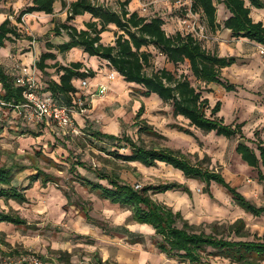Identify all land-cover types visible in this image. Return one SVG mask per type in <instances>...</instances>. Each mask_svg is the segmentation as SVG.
<instances>
[{"label": "rangeland", "instance_id": "rangeland-1", "mask_svg": "<svg viewBox=\"0 0 264 264\" xmlns=\"http://www.w3.org/2000/svg\"><path fill=\"white\" fill-rule=\"evenodd\" d=\"M30 1L25 0L22 6H27ZM72 1L74 0H65L66 3ZM94 1L119 11L120 5L126 0ZM10 2L1 0V6ZM191 3L192 0H130L126 8L148 19L160 17L168 35L176 31L192 34L207 50L215 51L219 56L240 54L247 57L244 58L246 61L243 64L222 71V79L235 85V91L228 93L211 84L209 88L213 92L205 93L204 97L209 99L211 107L217 101L221 102L218 116L223 117L226 124H234L235 118H243L249 124L252 121L251 115L264 106V87L260 82L262 80L258 79L257 69L251 67L253 58L246 51L249 48L243 45L240 38H233L227 30L210 33L201 14L192 12ZM216 8L217 21L222 23L227 13L221 5H216ZM8 13L12 14V22L19 31L34 41L18 40L12 44L7 43L5 48L0 49V65L18 75V71L24 67L20 66V63H26L40 87H45L52 79L57 80L54 69H46V73H41L34 65L39 55L46 51V41L58 43L64 40L48 35L55 24L65 21L66 10L61 3H55L52 15H26L22 24L15 21L18 12L13 14L8 10ZM89 20L88 15L77 17L73 25L84 28V23ZM108 29L102 34V42L105 45L114 41L113 32L116 29L114 26H108ZM151 51L155 69L167 68L178 74L184 73L196 86L187 64L176 69L168 64L163 56ZM81 53V50L74 49L65 55H57V61L62 65L81 62L85 69L96 72L97 76L93 81H99L100 76L107 79L113 72L104 61H88ZM46 63L52 65L54 61ZM76 81V87H79L80 80ZM107 82V85L104 83L107 91L103 96L94 94L91 97L92 93L86 96L88 92L86 93L85 89L79 90L76 100H82L83 111L80 112L77 108L71 114H78L76 117H79L77 119L85 125L84 127L117 136L124 134L148 148L178 151L192 164L204 170L220 172L231 185L245 174V168L239 167L241 162L234 150L237 138L226 139L214 133L190 128L182 117L172 115L169 105L162 103L155 96L143 97L139 90L141 88L128 86L123 81L122 85L119 82L112 83L108 79ZM141 104L144 113L137 119L136 113ZM143 120L159 136L139 134L135 123L141 124L140 121ZM74 123L79 129L78 135H70L51 124L45 127L29 109H11L0 104V167H24L23 172H17V167L15 170L16 184L21 187H28L27 177L33 173L35 166L57 179L56 184L44 185L39 180L32 183L25 191L27 201L23 204L0 200V212L17 214L25 219L28 225L23 227L0 224V264H7L8 260L12 259L15 262L20 257L29 255L39 258L43 264H185L176 258L169 259L161 254L154 246L153 231L140 229V224L132 221L128 208L111 205L74 180L68 171V158L71 161L79 159L92 170L103 168L107 172L114 171L131 185L144 187L177 182L187 186L191 195L168 192L156 194L153 198L171 207L173 211H179L183 219L197 231L209 234L212 227L217 226L219 231L225 232L226 237L227 227L242 219L249 233L245 239L252 240L254 236L264 235V215L253 217L245 213L234 204L222 187L211 183L206 188L204 183L186 179L180 172L163 163L146 168L139 163H125L114 159L99 151L100 147L109 150L108 145L90 142L89 136L82 132L84 127L81 128L75 120ZM178 127L182 130L179 131ZM185 130L190 134L184 133ZM119 154L129 153L128 150H120ZM78 172L92 181H98L92 172L81 168H78ZM246 177L245 184L252 186L253 175L247 173ZM238 188L242 193L243 188ZM255 192L251 190L249 195L252 198H248L249 201L263 206L264 194L261 196ZM128 231H133L135 236L130 235ZM138 236H143L141 243L131 244V240ZM231 239H234L233 235ZM210 261L225 264L218 258H211Z\"/></svg>", "mask_w": 264, "mask_h": 264}, {"label": "trees", "instance_id": "trees-1", "mask_svg": "<svg viewBox=\"0 0 264 264\" xmlns=\"http://www.w3.org/2000/svg\"><path fill=\"white\" fill-rule=\"evenodd\" d=\"M56 2H60L66 10V18L64 22L55 24L48 35L64 40L58 43L46 41V51L39 55L34 68L41 73H46V69H54L57 80L48 81L45 87H40L36 80L38 92L62 106L74 109L79 93L74 81L93 79L96 72L85 69L79 61L62 65L57 61V55H65L73 49H79L88 57H96L106 62L124 82L141 88L139 90L143 97L157 96L162 103L171 107L174 117L186 120L188 127L204 133H214L226 139L237 138L235 152L244 163L257 172V180L264 194V174L260 170V165L264 166V142L257 137L255 141L247 139L242 132L243 124H226L223 117L218 116L221 102L217 101L211 107L209 99L204 97L205 93L213 92L209 88L211 84L221 87L228 93L236 90L235 85L222 79V71L236 64L235 57L219 56L217 52L207 50L192 34L176 31L168 35L163 28L164 21L160 17L148 19L136 11H129L126 6L130 0L123 2L119 11L94 0H74L70 3H66L65 0H31L27 6L19 9L15 21L22 24L23 17L33 13L52 15ZM216 5H221L227 13L222 23L217 21ZM191 8L192 12L201 14L210 33L227 30L233 38L247 39L264 46V26L261 22H254L250 17L252 8L264 9V0H192ZM2 11L0 0V13ZM7 15L0 23V49L5 48L7 43L12 44L18 40L33 42V38L24 36L11 21L12 14ZM84 15L90 18L84 23V28L73 25L75 18ZM108 26H114L116 30L113 32V43L105 45L102 42V34L109 30ZM151 50L163 56L166 62L176 69L187 64L196 86L184 73L178 74L167 68L155 69ZM47 61L54 63L48 65ZM16 77L15 74L13 76L7 74L0 66V104L11 109L25 102L23 97L25 88L16 85ZM143 113L144 107L141 104L136 118L139 119ZM140 123H135L139 134L159 136L144 120ZM87 128L84 127L83 134L89 136L90 142L108 145L109 150L100 147L99 151L114 159L125 163H139L146 168L163 163L179 171L186 179L204 183L206 188L211 183L222 187L234 204L245 213L253 217L264 215V205L257 206L249 201L237 188L231 186L220 172L204 170L192 164L178 151L148 148L124 134L117 136ZM178 130L181 131V127H178ZM184 133L190 134L187 130ZM120 150H128L129 154L120 155ZM66 160L69 163L68 171L74 180L111 205L128 208L135 223L150 226L155 237V248L167 258H176L185 264H216L211 263V258L221 259L225 264H264V235L254 236L252 240L245 239L249 233L242 219L227 227L226 237L225 232L219 231L217 226L212 227L211 233L206 234L188 224L179 211H173L171 207L153 198L156 194L167 192L191 195L187 186L169 182L135 189L114 171L107 172L103 168L92 170L79 159ZM16 167L15 165L0 167V200H12L23 204L27 201L25 191L32 183L38 180L44 185L57 182L54 176L35 166L33 173L27 177L28 187H21L15 181ZM78 168L94 173L98 181L86 178L78 172ZM17 169V172L25 170L19 166ZM1 223L28 226L27 221L19 215L4 211L0 212ZM128 232L135 236L133 232ZM232 235L234 239H231ZM135 238L131 240V244L141 243L143 236Z\"/></svg>", "mask_w": 264, "mask_h": 264}, {"label": "crops", "instance_id": "crops-1", "mask_svg": "<svg viewBox=\"0 0 264 264\" xmlns=\"http://www.w3.org/2000/svg\"><path fill=\"white\" fill-rule=\"evenodd\" d=\"M10 1L11 2L8 3L7 5L2 4V6H1L2 7L1 9L3 11L0 13V23L3 20H5V18L8 16L7 15L8 14V10H10L13 14H15V12H18L19 9H21L23 7L22 5H23V2L25 0H10ZM54 7H55V4H54ZM250 17L252 18V20L254 22H261L263 24V26H264V9H255V8H252L251 9V13H250ZM10 19L12 21V16H10ZM240 39H241V42L244 43L243 45H245V46H247L249 48L246 51L248 52L249 56L251 58H253L251 67H254V68L257 69V71H258L257 74L259 75L258 76V79L262 80L260 82H261L262 87H264V58L258 52L259 51V48H264V46H262L260 44H257L255 42L249 41L247 39H242V38H240ZM27 54L28 53H26V55ZM233 57H235L237 59L236 64H234L233 66H238V64H243L246 61V60H244V58H247V57H243V55H240V54L239 55H234ZM25 64H24V62H21L20 63V66H24L25 67L26 66ZM0 66H2L5 69V71H6L7 74H9L11 76L14 75V73H11V72L7 71L6 67H4L3 65H0ZM17 66H19V65H17ZM18 74H19V71H18ZM93 79H88V87H87V89L84 90V91H86V93L88 92L86 94V96H88L89 94L93 93V91L96 89V87L98 85H104V83L107 85V83H108L106 77L104 78V77H101L100 76L99 81L98 80L97 81H93ZM74 85L75 86H78L77 85V81H74ZM262 102L263 101H261V104H262ZM261 106H263V104ZM73 115H74V117H73ZM73 115H72V118H74L75 122H77L81 128L84 127L85 125L82 122L78 121V119H77V117L79 115L78 114H75V113H73ZM76 115H78V116L76 117ZM250 120H252V121H251V123L248 124L247 121L245 119H243V118H239V119L235 118L234 119V121H235L234 122V125L235 124H243L244 125L242 127V132H243V135L247 139L252 140V141H255L256 140V137H257V138H259L260 140H262L264 142V106L263 107H259L257 109V111L254 112L251 115ZM255 133H257V136H255ZM222 138H224V137H222ZM237 142H236V145H237ZM236 145H235V147H236ZM248 145L250 146V144H248ZM235 147H234V150H235ZM235 154L238 156V158H239V160L241 162L239 164V167H241V168L244 167L245 168V171H244L245 174L241 175V178H239V181H237L236 183L232 184L231 186H234L235 188H237L238 191H239V188L238 187H242L243 188L242 193L240 191L239 192L242 195H244L247 199L248 198H252L249 195L250 192H251V190L256 191L255 192L256 194L259 193L262 196V194H263L262 193V186H261V184L257 180V172L253 168L249 167L246 163H244L241 160L240 156L236 152H235ZM260 170L264 174V166L263 165H260ZM247 173L253 175V178H252V186H250L248 184L247 185L245 184V179L247 178L246 177L247 176ZM224 178H225V176H224ZM249 181H251V180H249ZM131 232H133V231H131Z\"/></svg>", "mask_w": 264, "mask_h": 264}, {"label": "built area", "instance_id": "built-area-1", "mask_svg": "<svg viewBox=\"0 0 264 264\" xmlns=\"http://www.w3.org/2000/svg\"><path fill=\"white\" fill-rule=\"evenodd\" d=\"M259 54L264 58V48H259ZM107 78L108 81H112L114 79V72H111ZM15 83L16 85L25 88V91L23 92L25 102L20 106H16L15 109H29L37 121L42 123L45 127L53 125L68 132L70 135L79 134V129L75 126L71 113L77 108L80 112L83 111L82 100L76 101V106L73 110L69 107L58 104L52 98L38 92L36 79L34 78L32 71L30 69L28 70L27 67L22 68L15 79ZM87 87L88 80H80L78 87L79 90L86 89ZM106 91L107 87L105 85H98L90 96L92 97L94 94L103 96ZM133 186L135 189L141 188L139 185ZM7 264H43V262L39 258L29 255L20 257L15 262L14 259L10 261L8 260Z\"/></svg>", "mask_w": 264, "mask_h": 264}, {"label": "bare ground", "instance_id": "bare-ground-1", "mask_svg": "<svg viewBox=\"0 0 264 264\" xmlns=\"http://www.w3.org/2000/svg\"><path fill=\"white\" fill-rule=\"evenodd\" d=\"M32 15H44V16H46L45 14H43V13H33V14H30V15H28V16H32ZM74 50V49H73ZM81 55L82 56H85L86 58H87V60L88 61H90V60H94V59H97L96 57H88L86 54H83V53H81ZM118 78H120V81H118ZM108 79V78H107ZM119 82V84H121L122 85V81H123V79H122V77L121 76H118L116 73H114V79L112 80V83L113 82H116V83H118ZM123 83H125L126 85H128V86H133V84H129V83H126V82H124L123 81ZM118 84V85H119ZM152 96H154V95H151L150 97H152ZM157 99H158V97L157 96H155ZM159 100V99H158ZM173 169V168H172ZM175 170V169H174ZM179 172V171H178ZM168 193V192H167ZM140 226V229H147V230H149V231H152L151 230V227L150 226H148V225H145V224H143V225H139Z\"/></svg>", "mask_w": 264, "mask_h": 264}]
</instances>
